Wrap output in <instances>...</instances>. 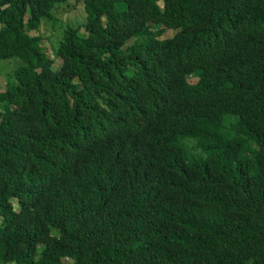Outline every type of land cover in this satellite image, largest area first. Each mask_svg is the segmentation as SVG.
<instances>
[{"label": "trees", "instance_id": "obj_1", "mask_svg": "<svg viewBox=\"0 0 264 264\" xmlns=\"http://www.w3.org/2000/svg\"><path fill=\"white\" fill-rule=\"evenodd\" d=\"M66 1L0 0V264H264V0H83L52 69Z\"/></svg>", "mask_w": 264, "mask_h": 264}, {"label": "rangeland", "instance_id": "obj_2", "mask_svg": "<svg viewBox=\"0 0 264 264\" xmlns=\"http://www.w3.org/2000/svg\"><path fill=\"white\" fill-rule=\"evenodd\" d=\"M86 10L83 0H68L53 9L52 18H41L37 30H31L30 33L38 34V47L44 54L51 59L52 69H56L60 64V59L55 53L56 39L61 34L62 26L70 24L72 26L85 22ZM84 27H81L80 32H84ZM174 30L166 28L162 37L171 36ZM22 63L18 58L12 57L10 60L0 59V91L6 88V82L9 78V73L13 71L17 64ZM196 76H188V81L194 83ZM235 117L233 115L225 114L220 123L211 125L205 128L206 136L201 137H183L180 139V145L189 155L197 156L200 152V146L206 144H213L216 138L222 139H237L244 140L242 136L236 135L233 124ZM246 149L241 156L250 157L256 149L255 145L250 141L245 140Z\"/></svg>", "mask_w": 264, "mask_h": 264}]
</instances>
